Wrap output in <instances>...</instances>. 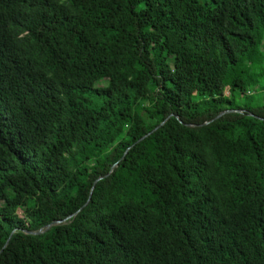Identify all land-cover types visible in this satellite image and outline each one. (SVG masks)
Masks as SVG:
<instances>
[{
	"label": "trees",
	"instance_id": "trees-1",
	"mask_svg": "<svg viewBox=\"0 0 264 264\" xmlns=\"http://www.w3.org/2000/svg\"><path fill=\"white\" fill-rule=\"evenodd\" d=\"M0 264H264V0H0Z\"/></svg>",
	"mask_w": 264,
	"mask_h": 264
},
{
	"label": "rangeland",
	"instance_id": "rangeland-1",
	"mask_svg": "<svg viewBox=\"0 0 264 264\" xmlns=\"http://www.w3.org/2000/svg\"><path fill=\"white\" fill-rule=\"evenodd\" d=\"M104 83H105V82H104ZM253 91H254V88H251V89L249 90L250 93H252ZM18 213H19L20 216L24 215L23 212H22L21 210H19Z\"/></svg>",
	"mask_w": 264,
	"mask_h": 264
},
{
	"label": "water",
	"instance_id": "water-1",
	"mask_svg": "<svg viewBox=\"0 0 264 264\" xmlns=\"http://www.w3.org/2000/svg\"><path fill=\"white\" fill-rule=\"evenodd\" d=\"M222 113H223V112H221L219 115H221ZM219 115H218V116H219ZM251 115H252V114H251Z\"/></svg>",
	"mask_w": 264,
	"mask_h": 264
}]
</instances>
